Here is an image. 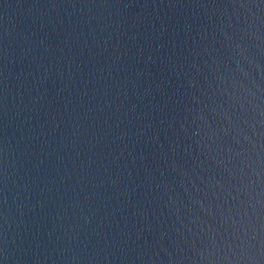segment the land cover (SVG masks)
<instances>
[{"label": "water", "instance_id": "obj_1", "mask_svg": "<svg viewBox=\"0 0 264 264\" xmlns=\"http://www.w3.org/2000/svg\"><path fill=\"white\" fill-rule=\"evenodd\" d=\"M0 264H264V0H0Z\"/></svg>", "mask_w": 264, "mask_h": 264}]
</instances>
